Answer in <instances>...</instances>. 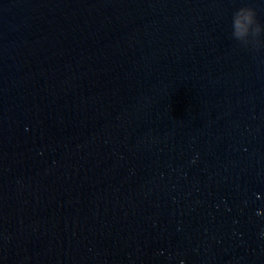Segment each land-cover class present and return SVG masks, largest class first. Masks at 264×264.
<instances>
[{
  "label": "water",
  "instance_id": "water-1",
  "mask_svg": "<svg viewBox=\"0 0 264 264\" xmlns=\"http://www.w3.org/2000/svg\"><path fill=\"white\" fill-rule=\"evenodd\" d=\"M247 2L0 0V264H264Z\"/></svg>",
  "mask_w": 264,
  "mask_h": 264
},
{
  "label": "clouds",
  "instance_id": "clouds-1",
  "mask_svg": "<svg viewBox=\"0 0 264 264\" xmlns=\"http://www.w3.org/2000/svg\"><path fill=\"white\" fill-rule=\"evenodd\" d=\"M231 37L246 49H264V22L254 0H248L232 13Z\"/></svg>",
  "mask_w": 264,
  "mask_h": 264
}]
</instances>
